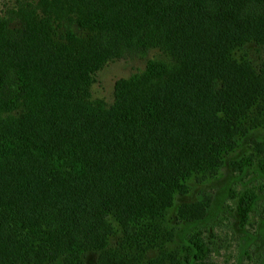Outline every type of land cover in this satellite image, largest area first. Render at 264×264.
I'll list each match as a JSON object with an SVG mask.
<instances>
[{
    "label": "trees",
    "instance_id": "trees-1",
    "mask_svg": "<svg viewBox=\"0 0 264 264\" xmlns=\"http://www.w3.org/2000/svg\"><path fill=\"white\" fill-rule=\"evenodd\" d=\"M42 1L47 18L32 10L17 30L0 19V264H80L90 249L105 251L111 216L129 235L170 207L177 182L219 163L239 117L264 102V60L257 69L238 54L264 49V0ZM68 10L78 18H66L67 43L57 42L50 17ZM73 21L93 33L78 37ZM154 48L171 67L149 60L115 82L112 103L86 98L109 60ZM231 196L248 221L256 190ZM203 209L181 212L196 219ZM209 251L194 235L177 264H213Z\"/></svg>",
    "mask_w": 264,
    "mask_h": 264
},
{
    "label": "rangeland",
    "instance_id": "rangeland-1",
    "mask_svg": "<svg viewBox=\"0 0 264 264\" xmlns=\"http://www.w3.org/2000/svg\"><path fill=\"white\" fill-rule=\"evenodd\" d=\"M71 0H68V3ZM67 3V4H68ZM71 3V2H70ZM42 0H0V19L8 21L11 30L24 25L23 15L32 10L35 18H47ZM64 18L50 17V29L57 42L67 43V17L76 20L78 13L68 10ZM70 28L78 37L87 38L93 32L76 21ZM257 63L264 60V49L249 44L238 51ZM238 56V55H237ZM149 60L165 62L172 66V58L161 48H154L140 56L109 60L93 76L89 101L105 99L113 102L115 82L133 73L142 72ZM238 119L239 133L235 143L223 145L219 163H204L191 174L182 177L173 191V203L155 215L143 216L134 224L135 232L125 234L121 224L113 217L114 233L104 250L90 249L80 264H177L183 254V245L194 235L202 237L210 248L209 259L213 264H264V102L258 103ZM255 157L253 164L238 169L235 165L244 158ZM219 158V157H218ZM245 188L255 189L257 199L248 221L239 217L237 200L233 192ZM184 204L204 206L203 217L186 219L182 216ZM116 256V257H114ZM48 264V263H47Z\"/></svg>",
    "mask_w": 264,
    "mask_h": 264
}]
</instances>
